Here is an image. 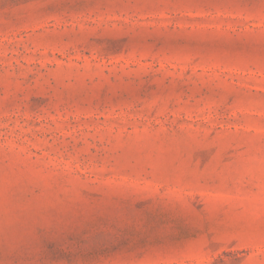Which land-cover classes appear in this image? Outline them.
<instances>
[{
    "label": "rangeland",
    "instance_id": "obj_1",
    "mask_svg": "<svg viewBox=\"0 0 264 264\" xmlns=\"http://www.w3.org/2000/svg\"><path fill=\"white\" fill-rule=\"evenodd\" d=\"M0 264H264V0H0Z\"/></svg>",
    "mask_w": 264,
    "mask_h": 264
}]
</instances>
